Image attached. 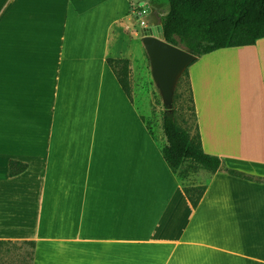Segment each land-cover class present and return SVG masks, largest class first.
<instances>
[{
    "label": "crops",
    "instance_id": "obj_1",
    "mask_svg": "<svg viewBox=\"0 0 264 264\" xmlns=\"http://www.w3.org/2000/svg\"><path fill=\"white\" fill-rule=\"evenodd\" d=\"M135 1L158 11L155 0H0V240L32 241L30 264H264V183L199 169L192 207L162 128L108 64ZM188 77L203 150L264 178V37L203 54ZM10 160L26 170L9 176Z\"/></svg>",
    "mask_w": 264,
    "mask_h": 264
},
{
    "label": "trees",
    "instance_id": "obj_2",
    "mask_svg": "<svg viewBox=\"0 0 264 264\" xmlns=\"http://www.w3.org/2000/svg\"><path fill=\"white\" fill-rule=\"evenodd\" d=\"M137 8L144 11L142 6ZM159 23L162 25L167 42L195 55L194 60L176 80L171 106L164 105L165 109L161 112V128L165 143L160 146V152L170 170L180 179L182 189L190 204L194 208L198 205L206 185L184 183L180 176L185 167L190 168L186 169V174L189 170L191 173H196L199 169H203L210 173L225 172L264 183V178L250 176L228 168L220 157L203 150L188 77V67L203 54L219 48L251 45L264 37V0H167V8L159 16ZM107 61L114 70L125 95L132 101L130 60L108 58ZM184 77L188 103L186 109L191 111L193 118L195 128L193 134L179 123L177 115L176 103L183 97L182 92L179 91L180 81ZM26 168V163L10 160L8 174L14 176L25 171ZM5 241L0 240V243ZM22 243L33 245L32 241Z\"/></svg>",
    "mask_w": 264,
    "mask_h": 264
},
{
    "label": "rangeland",
    "instance_id": "obj_3",
    "mask_svg": "<svg viewBox=\"0 0 264 264\" xmlns=\"http://www.w3.org/2000/svg\"><path fill=\"white\" fill-rule=\"evenodd\" d=\"M159 8L157 12L154 13H143L144 18L147 22H155L161 12H165L167 8V0H155ZM138 2L133 4L130 11V16L124 18L120 24L114 26L112 31L113 42L116 45V51L114 55L117 58H127L130 60L129 63V72L131 74V84L133 85V94L134 99L140 106L143 117L147 125L151 128L152 126L161 128V112L165 109L164 101L161 96L160 90L156 83L153 81L151 76V67L150 61L145 51V48L141 50L138 54L131 55L126 49L127 39L134 33V29L137 32V35H142L141 24L136 22L139 16H133L132 10H140L136 5ZM143 12V11H142ZM141 15V16H142ZM139 21V20H138ZM127 24V25H126ZM179 91L182 92L183 97L181 100H177V115L179 123L187 127L191 134L195 132L194 122L191 115V111L186 109L188 103L187 98V89L185 83V77L180 81ZM133 98V97H132ZM185 121H183V119ZM157 130V129H156ZM160 142V141H159ZM163 144V142H160ZM181 172V180L186 183H192L191 180H195L196 173H191L184 168ZM31 250L32 246L27 243H22L19 241H5L0 243V264H30L31 259Z\"/></svg>",
    "mask_w": 264,
    "mask_h": 264
},
{
    "label": "water",
    "instance_id": "obj_4",
    "mask_svg": "<svg viewBox=\"0 0 264 264\" xmlns=\"http://www.w3.org/2000/svg\"><path fill=\"white\" fill-rule=\"evenodd\" d=\"M145 13L151 9L140 1ZM141 42L150 61L151 76L158 86L165 105L172 103L176 80L181 72L194 60L195 55L167 42L160 23L141 27Z\"/></svg>",
    "mask_w": 264,
    "mask_h": 264
},
{
    "label": "built area",
    "instance_id": "obj_5",
    "mask_svg": "<svg viewBox=\"0 0 264 264\" xmlns=\"http://www.w3.org/2000/svg\"><path fill=\"white\" fill-rule=\"evenodd\" d=\"M143 13H144V11H143V12L140 11V10H139V11H136V15H137V16H141ZM141 23L143 24V21H141Z\"/></svg>",
    "mask_w": 264,
    "mask_h": 264
}]
</instances>
